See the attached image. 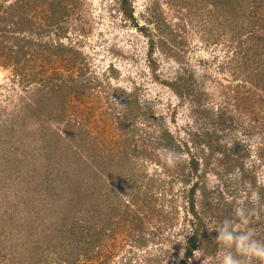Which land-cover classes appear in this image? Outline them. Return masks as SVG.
<instances>
[{"label": "rangeland", "instance_id": "374dc122", "mask_svg": "<svg viewBox=\"0 0 264 264\" xmlns=\"http://www.w3.org/2000/svg\"><path fill=\"white\" fill-rule=\"evenodd\" d=\"M131 1L154 49L80 0L78 51L36 61L59 79L0 64V264H183L193 237L188 264H219L207 226L238 207L264 241V0Z\"/></svg>", "mask_w": 264, "mask_h": 264}, {"label": "trees", "instance_id": "16d2710c", "mask_svg": "<svg viewBox=\"0 0 264 264\" xmlns=\"http://www.w3.org/2000/svg\"><path fill=\"white\" fill-rule=\"evenodd\" d=\"M110 2L112 7L118 3L124 20H130L144 36L148 37V47L149 49H154L156 42L152 33L153 30H156L152 27L151 22L150 24L147 20L140 21L138 19L135 3H132L131 0H110ZM213 6L214 4H211L209 10ZM81 7L80 0H0V64L7 65L9 63L6 62L11 59L15 63H20L22 59L27 62L32 61L34 62V69L30 73L28 70H30L31 66H29L30 68L26 66L17 67L21 71L24 81L40 84L59 79L57 71L56 74H52L49 77L48 75H41L46 67L36 61H44L39 54L43 50L53 51L56 55H59L60 51L66 48L78 51L74 49V46L68 47L63 42V38L69 36L71 23L74 31L82 32L80 35H84L87 32L86 22H82L83 15L79 13ZM115 9L117 8L115 7ZM114 13H116V10ZM37 48L41 50L36 55ZM171 85L174 86L173 83ZM195 190V187H192L189 191L191 193L189 203L193 210L196 204L194 200ZM77 229L83 234L82 236L87 239L90 238L89 243L91 244L93 240L91 239L93 236L90 231L91 228L86 225H80L77 228L72 226L71 232L77 231ZM85 231H90L92 235L90 236ZM194 241L195 237L188 241V250L183 264H188L193 257L196 248L194 247L195 245L190 244H195ZM93 248L92 245L88 246L84 251V255L93 257Z\"/></svg>", "mask_w": 264, "mask_h": 264}, {"label": "clouds", "instance_id": "9594fccd", "mask_svg": "<svg viewBox=\"0 0 264 264\" xmlns=\"http://www.w3.org/2000/svg\"><path fill=\"white\" fill-rule=\"evenodd\" d=\"M235 217L234 220L225 219L219 224L212 222L207 226L209 231L218 233L217 241L225 249L218 258L219 264H246L250 259L264 261V241L257 239L255 231L248 227L249 215L244 208L238 207Z\"/></svg>", "mask_w": 264, "mask_h": 264}]
</instances>
